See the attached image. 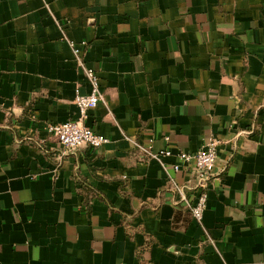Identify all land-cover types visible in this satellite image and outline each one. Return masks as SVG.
I'll list each match as a JSON object with an SVG mask.
<instances>
[{
	"label": "crops",
	"instance_id": "obj_1",
	"mask_svg": "<svg viewBox=\"0 0 264 264\" xmlns=\"http://www.w3.org/2000/svg\"><path fill=\"white\" fill-rule=\"evenodd\" d=\"M108 141L47 124L89 92ZM219 140L202 226L190 164ZM179 163L180 169L172 166ZM0 264H264V0H0Z\"/></svg>",
	"mask_w": 264,
	"mask_h": 264
},
{
	"label": "built area",
	"instance_id": "obj_2",
	"mask_svg": "<svg viewBox=\"0 0 264 264\" xmlns=\"http://www.w3.org/2000/svg\"><path fill=\"white\" fill-rule=\"evenodd\" d=\"M75 59L78 66L83 70L84 75L89 83V92L81 94L76 92L74 103L76 104L78 116L73 120H66L63 122L47 124L48 132L53 135L57 142L64 149H76L81 146H90L98 148L105 144L108 139L100 133L93 131L86 125L87 112L97 106L98 102L103 100V94L99 85V77L96 72L86 66L82 58L81 50L73 42H70ZM134 147L139 150L147 158L158 160L162 167L166 170L167 166L163 163L161 156H168L174 154L177 159L183 164H190L193 173L196 177V188L198 195L193 202H190L182 193V187L179 186L175 180L169 175L170 189L177 191L181 194V200L184 202L185 207L193 220L202 226L203 212L207 202V190L209 183L213 177L212 168L216 161V150L219 140L213 135L204 138L200 148L194 152H186L178 150L172 153L169 149H163L158 152L150 150L140 145L133 139H130ZM174 171L180 169L179 163L172 166Z\"/></svg>",
	"mask_w": 264,
	"mask_h": 264
}]
</instances>
